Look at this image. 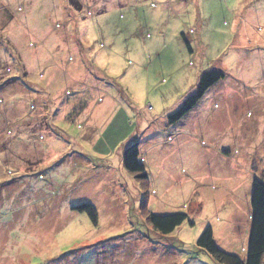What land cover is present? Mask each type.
I'll return each instance as SVG.
<instances>
[{
	"label": "rangeland",
	"instance_id": "rangeland-1",
	"mask_svg": "<svg viewBox=\"0 0 264 264\" xmlns=\"http://www.w3.org/2000/svg\"><path fill=\"white\" fill-rule=\"evenodd\" d=\"M59 1L67 22L55 0H0V264H218L196 246L208 226L243 257L264 178V0ZM244 26L256 45L238 49ZM211 69L225 79L169 124ZM134 141L144 185L122 166ZM149 213L188 219L160 236Z\"/></svg>",
	"mask_w": 264,
	"mask_h": 264
},
{
	"label": "trees",
	"instance_id": "trees-1",
	"mask_svg": "<svg viewBox=\"0 0 264 264\" xmlns=\"http://www.w3.org/2000/svg\"><path fill=\"white\" fill-rule=\"evenodd\" d=\"M72 1V0H71ZM225 75L217 70L204 72L200 75L195 92L189 95L178 108L168 116L169 124L178 123L186 117L203 98L205 93ZM7 83V82H6ZM139 143L134 141L123 151L122 166L130 175L139 182H149L147 168L141 161ZM76 211L86 213L93 224L97 223L96 210L91 205H81ZM184 214L147 215L148 225L152 231L160 236L170 235L175 229L187 221ZM196 246L204 251L213 261L218 264H264V178L253 177L249 199V231L244 256H236L222 251L215 243L214 233L210 226L206 227L197 239Z\"/></svg>",
	"mask_w": 264,
	"mask_h": 264
},
{
	"label": "crops",
	"instance_id": "crops-1",
	"mask_svg": "<svg viewBox=\"0 0 264 264\" xmlns=\"http://www.w3.org/2000/svg\"><path fill=\"white\" fill-rule=\"evenodd\" d=\"M58 1V4L56 3V0H55V7L57 8V9H59L57 12H56V15L57 16H60V17H62V22H67L68 21V19L67 18H65V16H64V13H63V9L65 8V1L64 2H60L59 0H57ZM251 16H242V15H239V16H235V19H234V23L232 24V27H231V31L232 32H234V33H236L237 32V29H238V26L239 25H242L243 23L246 25V26H248V24H249V22H252V19L250 18ZM57 22V21H56ZM55 24H57V23H55ZM54 24V25H55ZM66 26H70V24L68 25V23H67V25ZM246 26H244V27H241V29H240V44H239V47H238V49L239 48H243L244 46H248L249 48H252V46H254V43L255 42H253V40L251 39V38H249L248 37V31H247V27ZM56 27V26H55ZM55 27H53V32L55 33L58 29H56ZM61 29V28H60ZM29 33V36L31 37V38H34L35 39V42H33L34 44H33V47L36 49V50H38V51H40L41 53H43L45 50H44V42H45V40L47 39V38H49V34H51V32L49 33V31H47V29H45V28H41V29H38V30H33V32H28ZM51 36V35H50ZM54 38V42L56 43L55 45H53V47H51L52 49H54L55 47H56V49H58V51L60 50V47L61 46H59V38H58V35L57 34H54L53 36H51V39H53ZM61 38H62V36H61ZM63 39V38H62ZM31 42V41H30ZM255 45H256V43H255ZM57 51V52H58ZM45 52H48V51H45ZM44 54V53H43ZM44 56H47V55H44ZM42 64V63H41ZM212 70H217V71H220L219 69H211V70H209V71H212ZM208 72V71H207ZM220 72H222V71H220ZM224 74V73H223ZM225 79V78H224ZM223 79V80H224ZM75 82H76V80H75ZM215 86V85H214ZM217 92H219V90H217ZM217 95H218V93H217ZM142 160H144V158H142ZM248 205H249V203H248ZM248 213H249V208H248ZM249 231V215H248V226H247V232ZM247 239H248V233H247ZM246 245H247V242H246ZM246 245H245V247H241V251H242V253H244V250H245V248H246Z\"/></svg>",
	"mask_w": 264,
	"mask_h": 264
}]
</instances>
